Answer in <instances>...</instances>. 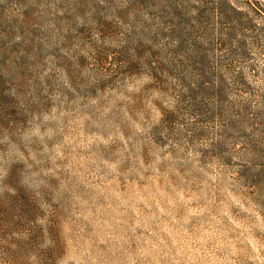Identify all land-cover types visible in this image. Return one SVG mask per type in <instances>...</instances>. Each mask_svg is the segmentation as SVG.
<instances>
[{"label":"rangeland","instance_id":"obj_1","mask_svg":"<svg viewBox=\"0 0 264 264\" xmlns=\"http://www.w3.org/2000/svg\"><path fill=\"white\" fill-rule=\"evenodd\" d=\"M215 1L0 0V264H264V0Z\"/></svg>","mask_w":264,"mask_h":264},{"label":"trees","instance_id":"obj_2","mask_svg":"<svg viewBox=\"0 0 264 264\" xmlns=\"http://www.w3.org/2000/svg\"><path fill=\"white\" fill-rule=\"evenodd\" d=\"M255 4L258 6L263 5L259 0H254ZM215 4L217 5H226V12H229L228 15H226L227 17V22L230 25V21L234 22L236 21V18L234 15L239 14L240 13V7L235 3L234 0H217L215 1ZM252 6L251 3L247 2V6ZM213 10H215L216 13H219L222 15V11L220 7H215L213 8ZM214 12V13H215ZM232 25V24H231ZM232 29V26H231ZM188 57H190L191 59L194 60V58L196 56H193V52H189L187 53ZM197 71H199V76L201 75L203 77V85L206 87L205 91H206V95L207 97L210 96V101L209 103L214 105V109H215V116L218 118V122L220 123V126H223L225 129H229L232 127V120L230 118V110L228 108L227 105V100L225 98L224 92L225 90V86L224 84H221L218 88H215L214 85V79L216 77V75L214 74V70H212L211 67H206V69L204 70L202 66L196 67ZM169 72V70H167V73ZM166 73V72H165ZM243 77L241 76V81ZM209 99V98H208ZM243 119L241 117V119L239 120V124L241 126H243V122H241ZM259 122L256 123L255 121H252L251 126L255 127V129H253L254 131L259 129L260 127L264 128V120H258ZM261 143V142H260ZM235 145V144H233ZM259 141H255L252 143V148L254 149V151L258 152L257 157H264V155L262 156V150L263 147L262 145H259ZM228 158V157H227ZM262 176H264V170L259 171V172H253V168L252 167H247L246 170V174H243L241 176V178L245 179V185H247L248 188H255L256 190L258 189H263L264 188L261 186L262 185ZM262 190V191H263Z\"/></svg>","mask_w":264,"mask_h":264}]
</instances>
